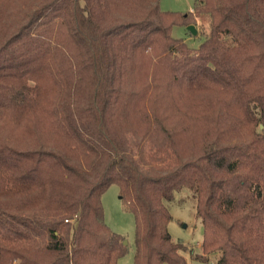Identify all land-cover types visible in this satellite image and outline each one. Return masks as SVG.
Here are the masks:
<instances>
[{
    "label": "trees",
    "instance_id": "obj_1",
    "mask_svg": "<svg viewBox=\"0 0 264 264\" xmlns=\"http://www.w3.org/2000/svg\"><path fill=\"white\" fill-rule=\"evenodd\" d=\"M201 14L197 47L172 35ZM184 137L197 150L169 161ZM111 184L132 264H189L168 230L181 189L193 261L264 264V0H0V264H118Z\"/></svg>",
    "mask_w": 264,
    "mask_h": 264
},
{
    "label": "rangeland",
    "instance_id": "obj_2",
    "mask_svg": "<svg viewBox=\"0 0 264 264\" xmlns=\"http://www.w3.org/2000/svg\"><path fill=\"white\" fill-rule=\"evenodd\" d=\"M195 0H160V7L164 10H176L180 12L191 11ZM210 29V18L207 14H201L195 18V30L192 32L188 25H175L172 28V35L175 38L184 40L189 46L197 47L204 39ZM199 141L184 137L176 141L173 146V153L169 161L176 160V153L185 157L190 152L197 150ZM150 158V156H149ZM101 202L104 213V220L109 228L124 237L125 252L118 259V264H132L134 252V219L132 213L127 209L120 197L119 188L111 184L103 192ZM195 197L190 190L181 189L176 192L174 198L168 204L171 219L168 223V230L175 240L187 245V248H194V254L188 249L185 256L189 264H212L214 257L209 262L202 263L193 261L195 253L200 252L202 238V223L196 214Z\"/></svg>",
    "mask_w": 264,
    "mask_h": 264
},
{
    "label": "water",
    "instance_id": "obj_3",
    "mask_svg": "<svg viewBox=\"0 0 264 264\" xmlns=\"http://www.w3.org/2000/svg\"><path fill=\"white\" fill-rule=\"evenodd\" d=\"M188 28H189L192 32H196V30H195V26H194L193 24H189V25H188ZM123 243L125 244L126 241L123 240Z\"/></svg>",
    "mask_w": 264,
    "mask_h": 264
}]
</instances>
